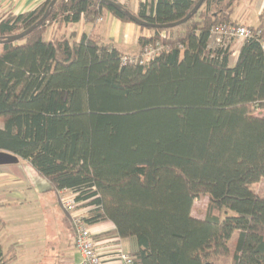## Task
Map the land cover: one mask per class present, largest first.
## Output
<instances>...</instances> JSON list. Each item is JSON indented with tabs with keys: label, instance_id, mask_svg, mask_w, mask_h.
Instances as JSON below:
<instances>
[{
	"label": "trees",
	"instance_id": "16d2710c",
	"mask_svg": "<svg viewBox=\"0 0 264 264\" xmlns=\"http://www.w3.org/2000/svg\"><path fill=\"white\" fill-rule=\"evenodd\" d=\"M50 1L0 12V39L35 24ZM197 1L149 0L136 15L166 25ZM237 2L204 0L172 28L139 26L150 31L140 49L165 47L144 64H122L118 48L86 33L45 37L103 11L132 22L100 0H57L30 33L0 43V151L50 190L71 191L88 225L111 222L101 236L131 240L137 264H219L235 231L229 264H264V197L251 189L264 178V6L256 25L242 23L251 33L232 64V40L209 45L213 26L240 25ZM202 194L205 216L194 217Z\"/></svg>",
	"mask_w": 264,
	"mask_h": 264
},
{
	"label": "crops",
	"instance_id": "0c3cea01",
	"mask_svg": "<svg viewBox=\"0 0 264 264\" xmlns=\"http://www.w3.org/2000/svg\"><path fill=\"white\" fill-rule=\"evenodd\" d=\"M42 1L44 0H0V12H25ZM117 1L135 14L140 3L149 0ZM258 2L259 15L264 0ZM234 9L231 15L234 20L240 25H251L244 20L246 11L233 15ZM98 19L95 22L80 19L76 23L68 24V36L73 33V39L77 40L82 33H86L102 43H111L123 54H134L140 51L138 38L150 34L149 30L142 29L133 22L121 21L107 11H103ZM235 40L232 47L236 46V50H233V60L229 63L235 61L241 43V40ZM58 192L50 190L47 181L25 161L19 159L15 164L0 165V245L3 252L9 255L7 264H78L79 254L74 248L70 215L62 209ZM63 192L72 193L68 189H63ZM77 211L86 214V208H77ZM89 226L101 255L108 264H113L116 247L121 246L124 250L123 240L115 235H101L113 231L114 225L104 221ZM66 239V247L71 245L74 258H70L68 248L61 247ZM127 244L128 248L124 251L129 252L133 248V242L129 240Z\"/></svg>",
	"mask_w": 264,
	"mask_h": 264
},
{
	"label": "built area",
	"instance_id": "2783aa9c",
	"mask_svg": "<svg viewBox=\"0 0 264 264\" xmlns=\"http://www.w3.org/2000/svg\"><path fill=\"white\" fill-rule=\"evenodd\" d=\"M251 31L245 25L217 24L210 29L209 45H226L229 40H242L250 35ZM162 37L165 36L163 32ZM264 44V40H262ZM165 47L159 42L144 45L136 55H123L120 58L122 64H144L160 54ZM60 205L70 215L74 231V248L79 254L78 264H108L97 248L95 237L90 226L85 222L84 215L77 211V203L72 193L58 190ZM113 264H137L134 258L121 246H117L114 252Z\"/></svg>",
	"mask_w": 264,
	"mask_h": 264
},
{
	"label": "rangeland",
	"instance_id": "374dc122",
	"mask_svg": "<svg viewBox=\"0 0 264 264\" xmlns=\"http://www.w3.org/2000/svg\"><path fill=\"white\" fill-rule=\"evenodd\" d=\"M259 0H239L238 4L235 6L234 9V13L233 15H236L238 12H245L244 14V20L251 24L254 25L257 22V15L259 12ZM136 14V13H135ZM100 18V17H99ZM99 20V19H98ZM96 21V20H95ZM94 21V22H95ZM68 25H61L60 27H57L55 25H50L47 29V32L45 34V37H50V36H56L59 37L61 35L67 36L68 37ZM236 42V40H232L231 44V50L233 52V50H236V46L232 47V44ZM125 49V48H124ZM137 53L134 54H124V55H136ZM233 60V57L230 56V62ZM232 64V63H230ZM261 115H264V109H261L260 112ZM251 189H253L255 192H257L260 196L264 197V178H261L258 182L254 183L251 185ZM208 201H209V196L207 194H202L199 197H197L194 201H193V205H192V210H191V215L194 217H198V218H204L205 216V212H206V208L208 205ZM63 209V208H62ZM224 213L221 215L223 216ZM70 221V225H71V229L73 231V226ZM110 232V231H109ZM74 233V231H73ZM108 233V232H107ZM108 237H111L112 235L109 234L107 235ZM237 236H238V231H235L232 235V237L230 238V240L228 241V246L230 248V252L227 256H224L222 258L219 259L218 263L219 264H229L232 261V257H233V251H234V246H235V242L237 240ZM68 239V238H67ZM65 240L61 247L64 248V246L66 247L68 244V240ZM128 241L129 240H123V248L124 250H126L128 248ZM71 245L69 244L68 247V252L70 253V258H74V251L73 249L70 247ZM130 251V250H128ZM70 261V260H68Z\"/></svg>",
	"mask_w": 264,
	"mask_h": 264
},
{
	"label": "water",
	"instance_id": "95a60500",
	"mask_svg": "<svg viewBox=\"0 0 264 264\" xmlns=\"http://www.w3.org/2000/svg\"><path fill=\"white\" fill-rule=\"evenodd\" d=\"M56 1L57 0H51L50 1L47 9L44 12V14L35 24H33L32 26H30L29 28H27L26 30H24L18 34L10 35L4 39H0V43L13 42V41L19 40L23 36L30 33L33 29H35L37 26H39L46 19V17L49 15V13H50L52 7L54 6V4L56 3ZM100 1L112 6L118 13L127 17L128 19H130L133 23H135L138 26L152 27V28H158V27L172 28V27L178 26L179 24L188 20L196 12V10L199 8V6L201 5V3L204 0H198L196 2V4L194 5V7L192 8V10L183 19L176 21V22H173V23H170V24H166V25L149 24V23L145 22L144 20L140 19L136 14L132 13L130 10L122 7V5H120L119 3L115 2V1H112V0H100ZM18 160H19V158L16 155L9 153V152H5V151H0V165L15 164L18 162Z\"/></svg>",
	"mask_w": 264,
	"mask_h": 264
}]
</instances>
